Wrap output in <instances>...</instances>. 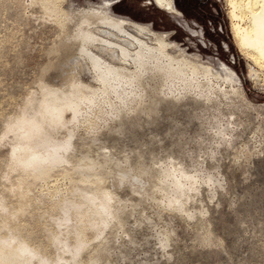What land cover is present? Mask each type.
I'll return each mask as SVG.
<instances>
[{
  "label": "rangeland",
  "instance_id": "rangeland-1",
  "mask_svg": "<svg viewBox=\"0 0 264 264\" xmlns=\"http://www.w3.org/2000/svg\"><path fill=\"white\" fill-rule=\"evenodd\" d=\"M50 1L54 5L45 9L42 0H0V133L5 119L20 113L30 95L38 98L35 95L48 86L64 89L75 77L98 86L94 72L76 50L67 47L66 51L74 25L63 22L57 11L52 12L57 6L70 14L109 7L117 16L164 32L175 50L194 56L213 73L221 72L222 65L229 68L240 81L244 96L231 99L211 95L213 99L207 101L188 94V98L172 100L169 94H162L166 97L154 111H149V98L145 96L141 105L132 101L116 115L108 113V105L102 104L101 112L94 107L88 114L92 122H84L79 116L75 123L57 126L52 131L56 138L64 137L71 128L76 130L71 138L75 145L68 153L76 158L90 153L98 163L91 171L64 162L51 167L45 177L39 174L22 198L24 204L36 200L30 208L34 217L25 214L30 219L26 229L34 230L42 239L43 228L51 220L41 214L56 199L50 196L51 191L66 194L71 187L82 185L77 179L91 178L96 171L103 178L102 185L118 198L111 203L118 201L115 206L123 207L119 208L120 219L110 218L99 237H94L96 228L86 230L89 240L82 254L88 255L91 264H264V66H256L235 47L227 0H173L178 10L175 13L150 0ZM249 67L255 68L257 77L249 74ZM147 81L148 94H155L151 89L154 83ZM231 110L235 114L229 118ZM217 116L223 119L220 127H226L231 140L223 141L217 135ZM227 118L233 123H226ZM12 136L14 133L8 132L0 138V194L16 201L13 183L18 171H12L11 178L5 177ZM172 165L192 174L194 185H199L197 190L187 191L188 197H180L182 210L168 203L172 186L160 181L163 170ZM43 241L46 243L47 238ZM50 250L55 255L62 253L64 258L69 256L54 246ZM64 260L59 264H76Z\"/></svg>",
  "mask_w": 264,
  "mask_h": 264
},
{
  "label": "bare ground",
  "instance_id": "bare-ground-1",
  "mask_svg": "<svg viewBox=\"0 0 264 264\" xmlns=\"http://www.w3.org/2000/svg\"><path fill=\"white\" fill-rule=\"evenodd\" d=\"M150 1L161 8L176 11L173 0H153L155 3ZM50 2V0H42L39 3L45 9H49V6L54 5V2ZM227 7L230 34L235 47L247 59H251L256 66H264V0H227ZM56 11L59 14L56 16L63 19V22H73L74 25L73 34L67 42L68 45L63 46H66V51L68 48L69 51L76 50V53L85 61V66L87 64L89 69L94 72L93 77L98 86L94 87L92 84L83 83L77 77L73 78L74 80L72 79L71 82L69 81L70 85L65 86L64 89L49 88L44 84L45 87H48L44 88L43 92L40 90L42 92L39 93L40 95L34 94L40 97L35 98L30 95L20 113L5 119V122L3 121L4 127L0 138L8 132L14 133L10 142L9 159H7L9 162L6 164L8 171L4 173L8 179L11 178L12 171H18V175L15 176L16 181L13 183L18 199L11 201L3 193L0 194V264H59L61 259L72 260L76 264H91L88 255L83 256L82 254L89 240L86 238V230L96 228L94 237L97 238L99 231L107 226L110 218L120 219L119 208L123 206H115L118 201H114L115 204L111 203L116 197L115 192L102 185L103 178H100L95 171L91 178L80 176L81 178L77 180L82 185L79 184L78 188H68L69 192L66 194H60L61 191L59 192L57 189L51 191L50 196L56 198L53 206L41 214L51 220V223L43 228L45 231L43 238H47L46 243L40 235L35 236L33 229V231L26 229V224L30 219H27L25 214L30 213L34 217L30 208H33L31 206L36 200L24 204L22 198L27 191H30V185L38 179L39 174L44 173L45 177V173L50 172L51 167L64 162H73L91 171H94V167L98 163L94 158L89 157L90 153L80 158L68 153L75 145L71 138L76 130L71 128L64 137L56 138L55 133L52 132L54 128L63 126L69 121L75 123L79 116L83 117L84 122L91 121L88 114L92 113L94 107H98L97 111L101 112L102 104L108 105V113L116 115L123 108L122 106H129L132 101L136 105L139 103L141 105L145 96L149 98V103L146 102L149 111L155 110L154 106L160 101L162 94H169L172 100L186 97L188 94L196 96L198 99L202 97L207 101L213 99L211 95L231 99L244 96L243 90L239 88L240 81L237 82V78L229 68L222 65L221 72L213 73V70L208 66L203 65L199 60L196 61L194 56L190 58L179 48L176 49L178 50L176 52L174 43L169 40L167 34L155 31L147 24L117 16L111 12L109 7L87 8L70 14L57 6L52 12ZM63 24L65 25V23ZM249 74L257 77L258 73L255 68L249 67ZM147 79L154 83V87H151L152 92L155 91L154 93L157 95L161 94L160 98L155 94H148L150 88L147 90V87L150 84ZM256 80L258 79L256 78ZM167 98L166 100H169ZM172 100L171 102H173ZM34 102L36 105L33 106ZM31 106L33 107L31 108ZM29 108H31L30 112L21 114L28 111ZM233 111L227 112L229 118L235 114ZM66 112H69L68 117ZM222 120L218 117L215 129L217 135L224 138L223 141H229L230 138L227 136L230 133L227 132L226 127H220ZM226 123L232 124L233 122L227 118ZM161 174L160 181H167L168 185L172 186L170 189L173 196L168 198V203L177 204V209L183 205L180 197L183 195L188 197L187 191L197 190L199 186L194 185L195 178L192 174L181 168H176L174 165L163 170ZM210 180L208 178V183ZM180 208L182 210V206ZM53 210L56 213H53ZM24 217L26 219H23ZM61 226L65 227L64 230L59 228ZM51 246L62 252H68L69 256L64 258L62 253L55 255L50 250ZM95 249L98 251L99 248ZM95 249L93 248L92 251ZM33 260L35 261L32 263Z\"/></svg>",
  "mask_w": 264,
  "mask_h": 264
},
{
  "label": "flooded vegetation",
  "instance_id": "flooded-vegetation-1",
  "mask_svg": "<svg viewBox=\"0 0 264 264\" xmlns=\"http://www.w3.org/2000/svg\"><path fill=\"white\" fill-rule=\"evenodd\" d=\"M173 3H174V1H173ZM174 7H175V9L177 10L175 4H174ZM163 9L166 10V11H168V12L175 13L173 10H168V9H165V8H163ZM177 11H178V10H177Z\"/></svg>",
  "mask_w": 264,
  "mask_h": 264
}]
</instances>
